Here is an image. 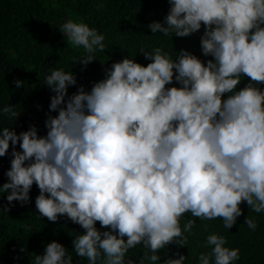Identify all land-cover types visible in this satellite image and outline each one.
<instances>
[{
	"label": "clouds",
	"instance_id": "clouds-1",
	"mask_svg": "<svg viewBox=\"0 0 264 264\" xmlns=\"http://www.w3.org/2000/svg\"><path fill=\"white\" fill-rule=\"evenodd\" d=\"M168 3L163 22L147 26L152 34L186 37L203 24L201 51L213 59L202 63L181 49L173 60L159 47L142 48L151 60L146 66L125 57L90 91L81 86L67 100L76 79L54 69L44 80L54 93L49 111L57 112L44 122L46 135L38 136L35 126L19 134L0 128V157L9 142L22 149L13 147L0 193L10 190L9 204L27 203L35 182L42 216L55 222L66 215L85 230L72 245L88 264H135L127 253L138 244L147 249L139 264H157L158 250L186 245L184 233L195 224L188 219L181 229L186 212L219 217L226 229L241 215L242 201L264 212V89L257 86L264 82V0ZM59 31L83 48L85 55L73 60L83 65L106 49L104 34L82 21L69 19ZM242 75L250 81L236 91ZM173 79L180 87H166ZM0 113L12 121L19 112L6 104ZM97 221L109 230L99 231ZM244 224L256 228L253 218ZM204 246L210 251L199 254V264H234L240 256L216 233ZM186 258L178 254L163 264ZM33 264H72V255L52 241Z\"/></svg>",
	"mask_w": 264,
	"mask_h": 264
},
{
	"label": "trees",
	"instance_id": "trees-1",
	"mask_svg": "<svg viewBox=\"0 0 264 264\" xmlns=\"http://www.w3.org/2000/svg\"><path fill=\"white\" fill-rule=\"evenodd\" d=\"M100 3L103 8L97 7ZM169 7L168 0H0V108L9 104L16 106L19 112L12 121L0 113V128L9 127L19 134L35 126L38 136L46 135L44 122L48 115L56 116L57 112L49 111L54 93L44 80L54 69L70 71L76 79V84L67 88V100L81 86L84 91H90L95 82L105 78L106 69L125 57L146 66L151 60L140 52L142 48L151 51L159 47L173 60L181 49L195 55L202 63L213 59L201 51L203 24L200 30L186 37L152 34L147 26L154 21L162 23ZM69 19L82 21L105 36L106 49L95 52L96 58L86 65L73 61L85 55L83 48L72 45L59 31ZM15 80L23 82L20 87H16ZM249 81V77L242 75L235 90ZM172 86L180 87L175 79L166 85ZM257 86L264 89V82ZM227 95L223 94L222 99ZM13 147L22 151L19 141L15 146L9 142L6 154L0 157V186L8 181L5 172L10 168ZM8 191L0 193V264H33L35 255H42L45 246L52 241L60 243L72 255V264H88L87 258L76 255L72 245L73 239L85 230L66 215H58L55 222L42 216L35 207V198L39 195L35 182L27 203L14 200L9 204ZM239 207L241 215L230 229L224 228L219 217L201 220L190 212L182 214L181 229L188 219L195 221L191 232L184 233L187 243L173 242L158 250L157 264L176 259L178 254L187 257L184 264H199V254L210 251V247L204 245L206 237L212 233L223 235L227 247L239 249L240 256L234 264H264V212H254L245 201ZM246 217L255 219V230L244 224ZM95 227L101 232L109 230L101 227L99 221L95 222ZM145 251L143 244H138L129 249L127 256L139 264Z\"/></svg>",
	"mask_w": 264,
	"mask_h": 264
}]
</instances>
